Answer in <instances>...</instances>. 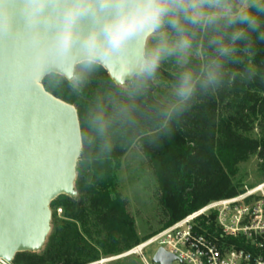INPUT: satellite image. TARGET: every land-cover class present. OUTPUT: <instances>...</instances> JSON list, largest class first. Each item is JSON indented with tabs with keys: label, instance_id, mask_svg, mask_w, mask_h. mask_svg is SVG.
<instances>
[{
	"label": "trees",
	"instance_id": "16d2710c",
	"mask_svg": "<svg viewBox=\"0 0 264 264\" xmlns=\"http://www.w3.org/2000/svg\"><path fill=\"white\" fill-rule=\"evenodd\" d=\"M201 59L193 56L192 66ZM252 63L257 69L252 82H238L215 96L202 97L182 117L173 116L174 131L168 136L166 109L173 96L167 89L171 90L178 67L170 70L164 62L156 78L160 85L156 79L150 81L136 97L128 95L129 81L126 88L117 85L103 67L87 74L75 90L67 82L57 84L54 77L43 80L49 92L77 108L81 127L98 101L109 113L115 111L114 105H126L132 119L114 122V147L108 157L97 159L95 146L85 147L77 163L78 196L63 194L52 201L63 206L64 213L58 217L54 210L45 245L39 251L17 253L12 264H89L101 255L121 253L209 202L240 193L233 178L238 164L252 156L259 159L264 179V43L256 45ZM256 128L260 134L252 137ZM134 145L150 164L166 217L161 228L143 238L126 198L117 190L116 172Z\"/></svg>",
	"mask_w": 264,
	"mask_h": 264
},
{
	"label": "clouds",
	"instance_id": "9594fccd",
	"mask_svg": "<svg viewBox=\"0 0 264 264\" xmlns=\"http://www.w3.org/2000/svg\"><path fill=\"white\" fill-rule=\"evenodd\" d=\"M22 27L28 49L20 75L26 86L46 78L74 90L98 67L119 60L113 78L129 80L130 97L143 94L164 62L178 66L166 109L164 136L202 97L236 83L252 82V58L264 43V0H0V36ZM193 55L201 62L192 66ZM233 65H239L234 69ZM239 77V81H237ZM109 113L102 101L77 135L76 155L95 146L97 159L114 147L112 126L132 119L126 105Z\"/></svg>",
	"mask_w": 264,
	"mask_h": 264
},
{
	"label": "water",
	"instance_id": "95a60500",
	"mask_svg": "<svg viewBox=\"0 0 264 264\" xmlns=\"http://www.w3.org/2000/svg\"><path fill=\"white\" fill-rule=\"evenodd\" d=\"M28 49L22 27L0 36V259L12 263L17 253L43 248L52 229L51 203L60 195H77L75 180L77 108L49 92L43 82L26 86L20 75ZM117 61L107 71H120ZM176 256L160 249L159 264ZM0 264H2L0 262Z\"/></svg>",
	"mask_w": 264,
	"mask_h": 264
},
{
	"label": "built area",
	"instance_id": "2783aa9c",
	"mask_svg": "<svg viewBox=\"0 0 264 264\" xmlns=\"http://www.w3.org/2000/svg\"><path fill=\"white\" fill-rule=\"evenodd\" d=\"M161 248L176 256L172 264H264V181L211 201L127 250L89 264H117L134 256L143 264H159L154 257Z\"/></svg>",
	"mask_w": 264,
	"mask_h": 264
},
{
	"label": "rangeland",
	"instance_id": "374dc122",
	"mask_svg": "<svg viewBox=\"0 0 264 264\" xmlns=\"http://www.w3.org/2000/svg\"><path fill=\"white\" fill-rule=\"evenodd\" d=\"M193 56L202 58L198 55ZM166 63L169 65L170 70H175L178 67L174 61H168ZM165 64L162 63L161 67ZM155 84L160 85L159 80L156 79ZM161 84L164 86L163 83ZM124 87L126 88L125 85ZM167 91L172 94L170 89H167ZM165 99L169 100L170 97L167 95ZM259 134L260 131L258 128L250 133L252 137H257ZM259 163L260 161L257 156H252L248 160L238 164L233 183L238 187L240 192L264 181V179L260 178ZM116 175L117 190L127 200V208L134 218L139 237L143 238L161 228L162 222L166 217L164 216L159 200L160 191L158 183L147 158L141 153L138 145H134L122 158L120 168L117 170ZM77 196L78 191L77 195L73 197L76 198ZM58 208L63 209V206L56 207L54 204H51L52 216L55 209L57 210L58 217L63 216L64 210L60 213L58 212ZM155 249L156 247L154 246L147 251L148 258H151ZM117 264H143V262H141L139 257L134 256Z\"/></svg>",
	"mask_w": 264,
	"mask_h": 264
}]
</instances>
